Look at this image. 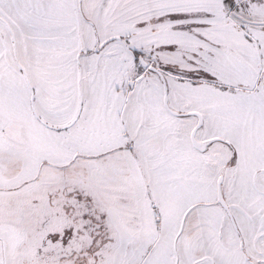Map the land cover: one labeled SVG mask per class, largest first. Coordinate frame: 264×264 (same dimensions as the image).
Masks as SVG:
<instances>
[{
    "label": "snow or ice",
    "instance_id": "1",
    "mask_svg": "<svg viewBox=\"0 0 264 264\" xmlns=\"http://www.w3.org/2000/svg\"><path fill=\"white\" fill-rule=\"evenodd\" d=\"M0 264H264V0H0Z\"/></svg>",
    "mask_w": 264,
    "mask_h": 264
}]
</instances>
